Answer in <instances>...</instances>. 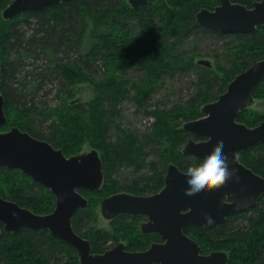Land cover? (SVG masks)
I'll return each mask as SVG.
<instances>
[{
  "label": "trees",
  "instance_id": "trees-1",
  "mask_svg": "<svg viewBox=\"0 0 264 264\" xmlns=\"http://www.w3.org/2000/svg\"><path fill=\"white\" fill-rule=\"evenodd\" d=\"M11 1L0 0V93L7 116L1 129L19 127L66 156L86 143L99 151L103 185L98 191L79 189L89 203L72 218L92 252L120 241L128 250L161 241L157 233H141L143 216L120 214L109 220L111 231L98 229L96 207L116 192H157L170 162L182 171L202 163L182 153L192 136L182 125L201 117V107L235 75L264 59V25L244 34L200 26L195 13L213 9L219 0H149L138 9L127 0H66L3 19ZM231 1L250 7L257 0ZM205 57L211 67L197 63ZM81 82L92 83L97 95L78 102L72 88ZM253 97L264 101V78ZM124 104L132 106V124L116 120ZM237 120L255 126L264 121V108L244 107ZM237 155L264 177L263 143ZM0 195L37 214L51 212L55 204L47 187L5 166ZM183 231L203 253L226 251L227 264H264V195L224 222ZM0 264H79V259L73 246L48 230L21 227L1 231Z\"/></svg>",
  "mask_w": 264,
  "mask_h": 264
},
{
  "label": "water",
  "instance_id": "water-1",
  "mask_svg": "<svg viewBox=\"0 0 264 264\" xmlns=\"http://www.w3.org/2000/svg\"><path fill=\"white\" fill-rule=\"evenodd\" d=\"M66 0H12L3 10L2 18L10 19L28 10L42 9ZM138 9L149 0H127ZM196 22L207 29L228 33H253L264 25V0L250 7L231 0H219L213 9L201 8ZM198 64L211 67L208 59ZM264 78V59L251 64L235 75L214 101L201 107L199 118L188 120L182 128L190 137L182 153L206 158L219 144L229 157L235 175L223 186L204 191L194 199H183L185 171L170 162L166 166L164 185L151 194L116 192L99 202L103 218L111 220L120 214L146 217L140 224L141 233L154 232L162 241L152 242L143 250H128L122 241L102 253L91 251L90 241L72 226L75 213L88 205L79 191H98L104 182L102 159L96 148L66 156L61 149L34 137L29 132L7 124L4 97L0 93V166L18 169L33 181L47 187L55 196L54 208L46 214L0 195V233L18 231L21 227L48 230L49 233L76 250L79 264H227L224 250L203 253L201 246L183 229L189 225L210 228L224 222L236 212L250 210L264 195V177L240 162L237 152L257 143L264 144V121L248 126L237 120L242 108L254 103L253 90ZM199 138L201 140H197ZM238 177V178H237ZM207 217L212 218L209 223Z\"/></svg>",
  "mask_w": 264,
  "mask_h": 264
},
{
  "label": "clouds",
  "instance_id": "clouds-1",
  "mask_svg": "<svg viewBox=\"0 0 264 264\" xmlns=\"http://www.w3.org/2000/svg\"><path fill=\"white\" fill-rule=\"evenodd\" d=\"M183 199H194L204 191L223 186L235 175L229 167V157L219 144L213 146L209 155L196 168H188L184 173ZM238 178V177H237ZM212 222L211 217H207Z\"/></svg>",
  "mask_w": 264,
  "mask_h": 264
},
{
  "label": "rangeland",
  "instance_id": "rangeland-1",
  "mask_svg": "<svg viewBox=\"0 0 264 264\" xmlns=\"http://www.w3.org/2000/svg\"><path fill=\"white\" fill-rule=\"evenodd\" d=\"M205 59H209V58L205 57ZM72 90L74 93V98L78 102H86V101L92 99L93 97H95L97 95V90H96L95 86L90 82L77 83L76 85L73 86ZM129 105L124 104V106H122V108H123L122 109V116L118 117V118L116 117V120L118 122H123L124 125L125 124H132V116H131L132 113L130 112V108H132V106L130 107ZM249 108L261 110L264 108V101L260 100V99L259 100L255 99L254 103ZM9 128H10V125L6 129H3V131L8 130ZM197 140H200V139L197 138ZM89 149H91V147L86 143L83 145L81 151H86ZM96 210H97L96 227L98 229H101V230L111 231L110 221L103 218V216L101 215V213L99 211V203L96 207Z\"/></svg>",
  "mask_w": 264,
  "mask_h": 264
},
{
  "label": "flooded vegetation",
  "instance_id": "flooded-vegetation-1",
  "mask_svg": "<svg viewBox=\"0 0 264 264\" xmlns=\"http://www.w3.org/2000/svg\"><path fill=\"white\" fill-rule=\"evenodd\" d=\"M191 137H193V136H191ZM201 140V139H200ZM189 155V154H188ZM127 215V214H126ZM138 216H143V215H138ZM146 219V217L145 216H143V218H142V220H141V222L143 221V220H145ZM141 222H140V224H141ZM161 237V236H160ZM162 239V238H161ZM162 241V240H161Z\"/></svg>",
  "mask_w": 264,
  "mask_h": 264
}]
</instances>
